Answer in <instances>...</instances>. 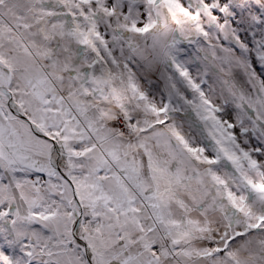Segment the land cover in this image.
<instances>
[{"label": "snow or ice", "instance_id": "6c2138e0", "mask_svg": "<svg viewBox=\"0 0 264 264\" xmlns=\"http://www.w3.org/2000/svg\"><path fill=\"white\" fill-rule=\"evenodd\" d=\"M0 264H264V0H0Z\"/></svg>", "mask_w": 264, "mask_h": 264}]
</instances>
